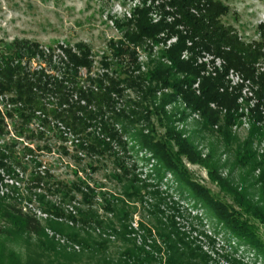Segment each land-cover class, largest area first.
<instances>
[{
  "label": "trees",
  "instance_id": "16d2710c",
  "mask_svg": "<svg viewBox=\"0 0 264 264\" xmlns=\"http://www.w3.org/2000/svg\"><path fill=\"white\" fill-rule=\"evenodd\" d=\"M228 12L229 7L220 0H141L129 15L110 18L120 35L109 40V54L103 55L98 74L93 73L89 44L65 43L55 48L27 39H15L9 44L0 41V139L10 135L11 125L16 138L0 145V168L18 175L17 169L26 168L22 159L34 153L29 143L35 137L44 138L47 130L57 129L59 137L68 140L71 135L77 151L95 159V165L88 163L91 170L96 171L97 162L104 158L112 159L115 167L110 176L118 180L122 189L121 195L113 196L100 188L104 186L91 185L80 177L76 181L51 182L49 170L37 172L31 177L27 194L18 192L17 196L0 198V214L13 224L16 233L45 235L37 215L20 207L24 200L32 203L36 198L43 210L53 209L57 215H64L45 202L42 192H36L46 189L61 194L63 200L83 205L75 206L76 214L70 212L68 217L74 224L95 225L93 245L80 238L79 232H66L72 229L69 226L60 224L56 230L77 243L81 253L95 252V264H219L200 240L176 221L177 216H183L180 209L169 207L172 213L167 215L162 209L166 198L160 190L147 191L155 186L135 174L136 166L127 165L126 154L134 149L129 147L131 139L139 150L156 160L159 181L172 173L191 188L196 205L210 212L237 241L264 258V242L251 220L264 225V153L259 155L255 150V144L264 139V69L257 66H264V25L260 26L262 40L246 42L232 26L223 23L222 16ZM171 39L175 41L168 45ZM142 51L146 53L145 61L140 60ZM36 61L39 62L33 68ZM231 70L240 73L241 81L235 85L228 78ZM245 88L251 93L244 99L251 127L241 141L233 127L247 115L243 110L239 112L244 106L239 99ZM178 99L199 114L206 131L218 134L225 147L232 148L239 165L260 169L258 202L219 173L214 150L203 158L191 138L175 128V117L166 106ZM32 123L42 130H30ZM158 126L164 128L162 134ZM24 138L29 142L17 151L18 141ZM45 148L51 151L49 146ZM63 150L68 154L66 148ZM183 156L204 165L233 202L224 201L197 182L185 167ZM144 188L156 201L147 210L155 217L150 226L143 221L133 222L132 204L145 202ZM101 209L111 218H105ZM0 233L12 234L2 228ZM112 242L121 245L116 254L109 251ZM40 246L51 255V264H63L60 258L69 261L78 255L75 250L67 252L54 240ZM225 259L240 263L227 256ZM0 264L24 263L14 251L2 250Z\"/></svg>",
  "mask_w": 264,
  "mask_h": 264
},
{
  "label": "rangeland",
  "instance_id": "374dc122",
  "mask_svg": "<svg viewBox=\"0 0 264 264\" xmlns=\"http://www.w3.org/2000/svg\"><path fill=\"white\" fill-rule=\"evenodd\" d=\"M220 1L229 7L228 14L222 16L223 23L232 26L242 40L251 42L263 39L260 26L264 25V0ZM140 2L141 0H0V41L9 44L15 39H27L37 41L43 47L52 45L55 48L58 44L65 43L71 45L79 42L89 44L93 51V73L98 74L102 71L101 60L103 55L109 54V40L118 38L120 35L110 18H122L124 14L129 15L130 9L140 4ZM153 17L155 20L159 19L156 12L153 13ZM174 41L175 39H171L168 41V45ZM145 54L142 51L141 61L146 60ZM183 57H186V53ZM38 62H33L32 67H36ZM216 62L221 64L220 60ZM257 66L261 71L264 69V66L261 67L260 64ZM85 72L86 70L83 69L82 74H85ZM239 74L238 71L231 70L228 78L232 81V85H235L239 80ZM250 96L247 89L242 92L239 103L240 105L243 103L242 106H244L242 109L240 108L239 112L243 110L247 115L233 127V132L241 141L246 138L251 127V120L244 102V99ZM253 103L254 98L250 105ZM212 106L214 107V105ZM166 110L174 115L175 128L181 131L184 137L191 138L203 158L208 155L210 150H214L215 160L219 162V173L223 177L229 178L230 182L239 190L244 189L248 197L254 202L259 201L260 184L258 183V176L260 169L252 170L249 166L239 165L236 162L234 151L231 150L232 148L227 149L218 134L206 131L202 127L199 114L193 113L180 99L167 105ZM183 113L186 114L185 117L180 118ZM158 129L160 134L164 132L163 127L158 126ZM9 130H11L10 135L0 139V145L16 139L12 125L9 126ZM30 130L36 133L42 128L37 123H32ZM58 134L57 129L47 130L44 138L35 137L29 143L30 147L34 149V153L27 154L22 159L26 168L25 170L17 169L16 173L18 175L7 173V171L0 168V198L7 195L17 196L18 192L27 194L32 175L44 170H49L52 176L49 178L51 182L55 180L76 181L80 177L91 185L97 183L95 186H104L100 188L107 194L121 195L120 183L110 176L115 167L112 159L104 158L97 162L98 169L93 171L88 163L95 165V159L86 158L83 153L77 151L71 135H68V140H64ZM28 142L26 138L20 139L16 145V150H22ZM128 142L129 147L134 146V149L126 154L127 165L129 167L136 166L135 174L145 183L155 186L154 188H147V191L160 190L161 196L166 198L162 201V209L166 210L167 215L172 213V210L168 209L169 207L175 206L180 209L179 211L183 216H177L176 221L184 231L193 237H197L204 249L211 252L212 256L219 261V264H234L226 260L225 256L239 261L238 264H264L262 256L247 245L237 241L217 222L210 212L194 203L191 188L187 184L180 182L172 173L165 174L162 181H159L156 174V160L148 152L139 150L135 141L130 139ZM45 146H49L51 151L46 149ZM63 147L66 148L68 154L64 152ZM255 150L259 155L264 153V139L261 144H255ZM76 155L82 159L78 160L75 157ZM33 159L42 163V166L39 167ZM182 160L197 182L209 188L224 201L233 202L232 196L222 191L217 182L212 180L208 169L204 165L193 163L184 156ZM20 180L24 182H20ZM158 181L159 186L157 185ZM14 186L18 188L16 189L18 191H14ZM143 190L145 202L135 201L132 204L133 222L143 221L150 226L155 222V217L147 210L150 209V203L156 201L145 193V188ZM36 192L38 194L42 192L45 195V202L63 211L64 215H57L53 209L51 211L43 210L36 198L32 203L24 200L19 204L24 212L29 211L36 214L43 223L45 235L40 237L16 233L13 224L6 221L0 214V228L12 233L11 235L0 233V253L2 250H6V252L14 251L21 257V262L24 264H51V255L42 251L40 245L41 243H51L54 240L60 247H66L67 252L72 253L75 250L78 253L69 261H67L68 258H60L63 264H95V252L84 251L81 253V248L77 243L56 230L60 227V224L65 227L69 226L72 229H68L66 232L71 234L79 232L80 238L93 245L96 239L95 225L82 226V224H74L72 219L68 217L70 212L76 214L75 206L82 207L83 205L78 201L63 200L61 194L49 193L46 189H36ZM77 200L80 201V196ZM97 201L101 202L100 199H97ZM99 208L102 207L99 206ZM100 212L105 218H111L102 209ZM196 216H199V218L197 219ZM251 220L257 226L264 242V225L252 218ZM201 232L207 234L214 242L210 243V239L202 235ZM120 247L119 243L112 242L109 251L116 254L119 252Z\"/></svg>",
  "mask_w": 264,
  "mask_h": 264
},
{
  "label": "built area",
  "instance_id": "2783aa9c",
  "mask_svg": "<svg viewBox=\"0 0 264 264\" xmlns=\"http://www.w3.org/2000/svg\"><path fill=\"white\" fill-rule=\"evenodd\" d=\"M217 64L220 65L219 63H217ZM231 75H233V74H231ZM238 79H239V80H238L237 82L241 81V79H240L239 77H238ZM246 89H247L248 92H249V89H248V88H245V90H246ZM249 95H251V93H249Z\"/></svg>",
  "mask_w": 264,
  "mask_h": 264
}]
</instances>
